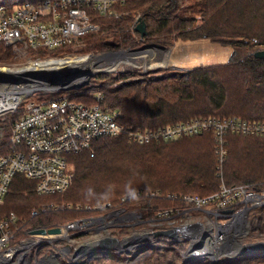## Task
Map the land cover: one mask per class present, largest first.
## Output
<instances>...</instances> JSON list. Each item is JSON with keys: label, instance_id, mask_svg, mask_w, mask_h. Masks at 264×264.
I'll list each match as a JSON object with an SVG mask.
<instances>
[{"label": "trees", "instance_id": "trees-1", "mask_svg": "<svg viewBox=\"0 0 264 264\" xmlns=\"http://www.w3.org/2000/svg\"><path fill=\"white\" fill-rule=\"evenodd\" d=\"M28 1L43 0H0V4L13 7ZM119 1L121 18L98 16L95 21L101 27L83 37L86 45L80 53L135 50L144 45L169 49L174 42L201 39L232 49L227 63L196 66L182 72L161 68L156 71L160 75L151 72L136 79L132 78L133 72H120L117 76L109 72L96 74L90 84L100 82L98 91L105 96L106 108L122 112L119 121L126 133L207 119L240 118L264 123V59L253 55L264 49V0ZM136 14L147 25L144 41L136 39L131 29ZM70 51L71 46H62L31 51L29 56L61 57ZM14 59L12 48L0 44V64L13 63ZM89 87L70 91V97L91 103L95 91ZM63 94L48 95L56 98ZM22 113L20 109L6 119L3 124L8 130ZM126 133L98 139L93 156L88 152L69 155L75 175L62 193L39 195L36 181L17 175L4 210L16 213L21 222L23 229L18 236H24L26 229L51 228L121 208L141 213L144 219L157 218L159 211L185 208V197L205 199L219 194L223 184L227 188L253 186L264 191V136L229 133L225 138L227 156L220 170L212 130L149 144L133 142ZM79 203H111V207L89 212L77 210ZM52 204L72 206L65 210L50 208L32 217L36 206ZM241 207L239 204L234 210ZM263 213L264 207L251 216L254 232L257 223L263 222ZM194 215L200 217L204 213L198 210ZM45 249L48 251V246H43L38 254ZM111 255L115 254L95 252L85 256L83 264H102L101 259ZM145 259L146 264H185L177 249L164 246L152 248ZM188 264H264V253L245 254L222 263L194 260Z\"/></svg>", "mask_w": 264, "mask_h": 264}, {"label": "built area", "instance_id": "built-area-1", "mask_svg": "<svg viewBox=\"0 0 264 264\" xmlns=\"http://www.w3.org/2000/svg\"><path fill=\"white\" fill-rule=\"evenodd\" d=\"M119 4V0H43L37 3L28 1L13 7L0 4V44L12 48L16 55V51L28 55L31 51L74 46L85 35L100 29L101 26L95 21L98 16L121 18L122 11L119 9ZM156 52L161 56L156 47L144 49L139 51L141 54L139 58L147 60ZM107 56L108 54L100 55L99 59H111ZM15 58L17 57L15 56ZM115 58L117 61L124 57L117 56ZM38 60L31 64L50 59ZM159 60L161 59L159 58ZM2 68L6 67H0V69ZM6 69L11 70L10 68ZM108 70L114 71V69ZM8 77L7 73L2 75L0 73L1 79ZM89 86L88 90L95 91L91 103H80L66 96L31 100L32 96L29 95L26 97L21 95L10 103L11 96H13L10 94H14L18 88L16 86H0V103L5 106L0 110V119L4 122L10 115L17 113L20 109L23 110L21 117L13 123L7 139H0V264H60L53 255L39 256L38 252L45 246V242L59 239L72 240L78 231H84L95 224H101L98 225L99 227L105 226L108 223L107 219L113 215V211L99 213V215L94 214L87 218L52 226L51 228H61V232L58 234H31V230L34 229H26L24 230L25 235L19 237L18 234L23 227L16 213L4 211L7 195L17 175H23L36 181V192L39 195L62 193L73 182L69 155L88 152L93 156L94 144L98 139L121 136L126 133L124 126L119 121L123 116L122 112L106 108L104 94L93 88L92 85ZM208 130H212L214 133L216 153L220 157L218 169L221 170L227 156L226 136L229 133L264 134V123L240 118L207 119L167 125L155 131L129 130L126 134L133 142L149 144L160 139L171 140L193 136ZM3 131L4 126L1 125L0 133ZM218 175L221 173L219 172ZM240 198L245 199L246 210L249 208L247 201L260 200L256 203L258 205L261 204L262 196L259 190L253 186L227 188L223 184L219 194L205 199L185 197V208L159 211L155 220L170 214L189 218L198 210L202 211L204 215L210 216V213L205 211V208L209 206L230 215L231 218L226 224L221 225L222 232H218L215 236L213 230L205 227L201 222L189 223L184 228L173 229L178 234L181 232L193 239L187 250V255L192 261L210 260L214 263L216 260L213 259H218V256L227 251L231 250L230 253L233 255L236 251L239 253L240 249L236 248L238 239H240L239 235L248 234V223L244 218L245 210L233 214L235 206L242 204ZM110 207L111 203H103L96 206L79 205L76 208L93 212ZM50 208L65 210L70 208V205L35 207L31 215L32 217L38 216L46 213ZM184 210L191 212L185 214ZM260 244H255L256 247L251 244V247L254 246L253 249L255 248L256 251ZM65 250L69 251V248ZM191 260L189 262H192Z\"/></svg>", "mask_w": 264, "mask_h": 264}, {"label": "rangeland", "instance_id": "rangeland-1", "mask_svg": "<svg viewBox=\"0 0 264 264\" xmlns=\"http://www.w3.org/2000/svg\"><path fill=\"white\" fill-rule=\"evenodd\" d=\"M140 18H141L140 14L135 15V23L131 29L136 39H139L140 41H144L145 37L142 38L140 33H138L135 30V27L139 23ZM85 45H86L85 40L82 39L79 42H77L74 46H71L70 53H68L65 56L59 57V56L48 55L46 57L38 58V59L55 60L59 58H68V57L73 59L76 57H83L88 54H101L102 55L103 53H105V52L80 53L79 50ZM150 48H155V47H153L152 45H144L140 47L139 49L137 48L135 50L126 49L128 51H126L127 53H125V55L128 56V58L124 57L122 58V60H117V61L115 60L116 59L115 57L108 59V60H100L99 57H96V58L91 57V59L87 58V59H82V60L81 59L76 60L78 63L80 61H87L83 63L81 62L80 64L76 65V69L79 75L84 70H88L90 73H95L96 75L99 72H102L108 69H114L113 73H111L113 74V76H117V74L120 72L121 73L133 72L135 73V76L132 78L136 79L145 74L147 75V73H151V72H155L152 75H156V76L160 75L161 73H158V72L156 73V71L161 68H163L164 70L177 69L180 72H182V71H186L188 68H192L196 66H206V65L217 64V63H227L230 60L231 55H232V49L229 46H223V45L214 43L208 39H201V40L189 41V42H182V41L174 42L169 47L170 49L169 51L159 49L161 56H159V53L156 52L154 56H149L147 60L140 59L139 56L141 54L139 53V51H142L144 49L148 50ZM132 51H134V55L130 57L128 52H132ZM108 52H111V51H108ZM16 53L17 55L14 52L17 58L14 59L13 63L0 64V67L10 68L11 71H16L21 67L31 66L32 65L31 62H34L36 60L39 61L38 59L30 58L29 54L26 55L20 51H16ZM159 58L161 60H159ZM6 68H2L0 69V71L1 70L8 71V69ZM81 74L85 75L83 73ZM54 76L58 78V75H54ZM93 77H91V79ZM30 78L33 79V77L31 76H24V78L23 77L15 78L12 76H9L6 79L0 78V86H13V87L27 86L25 91L21 92L19 97L21 95H25V97L29 95V96H32L31 100L34 98L36 100L37 98L41 100L44 97L54 98L48 95L53 92H60V93L64 92L65 94H63L62 96L70 97L69 93L72 90L51 91V90H48V88L47 89L38 88L34 90L33 87L37 83H35V81H32ZM89 85H92L93 88H95L96 90H99L98 88L101 87L100 82H95L91 84L89 83ZM12 90L14 91L15 88ZM16 91L14 92L15 94H17ZM11 97H15V96H11ZM4 122L2 121V119H0V124L2 123L1 125L4 126V131L0 133L2 134L0 135V139L3 138V140H6L7 137L9 136L10 129L8 130L7 126L3 124ZM241 135L257 136V137L264 136V134H261V135L241 134ZM70 168H71V171L73 173V178H74L75 172H74V168L71 165V163H70ZM259 193L262 196L261 202H260L261 204L256 205V203L259 202L260 200L256 201L254 199L251 201H247V204H248L247 207H249L250 209L245 210L246 201L244 198H240V203L243 204L242 207L238 210L233 211V214L243 212L244 210H245L244 213L247 211L248 234L244 233L242 234V236L246 237L245 238L246 242L249 244L257 245L261 243L260 247L256 248L257 249L256 254L264 253V230L263 232L261 231V227L264 229V219L262 220L263 221L262 223H257V225L255 226L256 228L255 232L254 230H252L253 227L251 223L252 214L256 210H260L262 209V207H264V191H259ZM68 205L72 206L71 204H63V205H55V206L61 207V206H68ZM79 205L82 206L83 204L79 203L77 206ZM92 206H96V204ZM210 207L211 206H209L208 208H205L206 213L209 212L210 216L203 215L200 217H196L193 213L192 217L187 218V217H184L183 215L170 214V215H167L157 220H155L156 218L144 219L142 218L141 213H138L136 211L127 212L124 208L113 210V215L109 219H107L106 222L108 223L105 226L99 227L98 225H101V224H95L93 226L88 227L84 231H81V232L78 231L77 235L75 237H72V240L59 239L53 242H45L44 244L46 245V247L48 246V251L47 249H45V251L41 252L42 254L39 256L42 257L46 254L53 255L54 257L58 259L60 264H83L84 263L83 258L87 256L85 253L88 250V247L93 246V245H89V243H92L94 241L103 240L107 237L112 236V237H118L120 239L131 238V240L130 242L127 243V245L126 244L124 246L121 245V248H119L117 251L115 250L112 252H104V253H111L115 255H111L110 257L101 259L102 264H146L145 258H147V256L149 255L153 246L154 247L164 246L165 248H169V249H177V252H179L180 254L181 261L183 263H187L191 260V258H189L190 256L187 255V250L193 239L188 238L187 235H184L181 232H179L178 235H175L174 238L157 236L155 232L173 230L175 228L180 229V228H184L186 224H189V223L196 224L198 222H201L203 223L205 227L211 228L213 230V235L215 236L218 234V232L219 233L222 232L223 228L221 225L226 224V222L231 218V216L226 215V213L221 212L220 210H218V208L215 209V207L213 208H210ZM229 210H232V209L229 208ZM188 211L189 210H184L185 214H189L191 212V211L189 212ZM97 215H99V213H97ZM249 216H250V219H249ZM156 237L160 238L161 240H157ZM253 247L254 246H252V248ZM66 248H69V251H66L65 250ZM230 251H227L221 254L220 256H218V259L215 258L213 260H216L218 263L219 262L222 263V262L229 260L231 257L234 256L232 253H230ZM242 251L243 250H241L240 252ZM31 261L33 262L34 259Z\"/></svg>", "mask_w": 264, "mask_h": 264}, {"label": "water", "instance_id": "water-1", "mask_svg": "<svg viewBox=\"0 0 264 264\" xmlns=\"http://www.w3.org/2000/svg\"><path fill=\"white\" fill-rule=\"evenodd\" d=\"M135 30L140 33L141 37L144 38L147 36V25L143 18H140L139 23L136 25ZM158 49L167 50L170 49L165 47H159V46H153ZM128 50H118V51H111V52H105L103 54H113L118 57H128L125 55ZM132 51L131 53H133ZM102 54V55H103ZM101 54H88L83 57H76L73 58L74 60H80V59H87L91 57H100ZM253 55L256 58L264 59V49L257 50L253 53ZM69 59L71 58H59L52 61H44V62H37L31 66L28 67H21L18 70H16L19 74H23L24 76H31L33 79L32 81H35L37 83L33 89L43 88V83H50L48 86V90L51 91H59V90H79L81 88H84L89 85L91 77L95 75V73H90L88 70H84L81 73L85 74L80 75L77 72L76 66H70ZM75 64L74 62H72ZM75 71V72H74ZM77 72V73H76ZM106 72L113 73L112 70H108ZM67 74V75H66ZM54 75H58V78H56ZM45 77V78H44ZM42 80V81H41ZM32 89V90H33ZM47 89V88H46ZM249 209V208H248ZM245 222L247 221V211L244 213ZM61 232L60 227H53V228H37L34 230H31V234H58ZM157 236L161 237H167V238H174L175 235H178V233L175 230H165V231H157L155 232ZM126 240L120 239L118 237H107L103 240H99L98 246L95 244L93 246L88 247V250L86 251V255H90L95 252H112L117 251L119 248H121L122 242ZM241 250L242 252H235L234 256L231 258H237L239 256L245 255V254H253L256 253L255 248L253 249L251 247V244L242 245ZM240 250V251H241ZM238 254V255H236ZM214 263H217V261H214Z\"/></svg>", "mask_w": 264, "mask_h": 264}, {"label": "bare ground", "instance_id": "bare-ground-1", "mask_svg": "<svg viewBox=\"0 0 264 264\" xmlns=\"http://www.w3.org/2000/svg\"><path fill=\"white\" fill-rule=\"evenodd\" d=\"M129 54V56L130 57H132L133 55H134V53H128ZM88 59H91V58H88ZM82 60V59H81ZM50 62V61H52V60H47L46 62ZM69 62H70V66H76V65H78V64H80L81 62L83 63V62H87V61H80L79 63L75 60L74 61V59H70L69 60ZM72 62H74L75 64L73 65V63ZM9 72V73H8ZM0 73H1V75L2 74H6L7 73V76H12V77H15V78H22V76H23V74H19L17 71H11V70H8V71H4V70H1L0 71ZM19 81V80H18ZM44 85L42 86L43 88H48V86L50 85V83H43ZM26 87L27 86H16V88H18V91H16L17 92V94H15V95H13V96H15V97H11V99H10V103H12L13 101H14V99H17V98H19V95L21 94V92H24L25 91V89H26ZM5 106L3 105V104H1L0 103V110H2L3 108H4ZM130 240H131V238H126V240H124L123 242H122V246L123 245H125V244H127L128 242H130ZM97 245L98 246V244H99V242L98 241H94V242H92V243H89V245ZM261 245V244H260ZM260 245H258V246H260Z\"/></svg>", "mask_w": 264, "mask_h": 264}, {"label": "flooded vegetation", "instance_id": "flooded-vegetation-1", "mask_svg": "<svg viewBox=\"0 0 264 264\" xmlns=\"http://www.w3.org/2000/svg\"><path fill=\"white\" fill-rule=\"evenodd\" d=\"M114 57H117V56L116 55H113V54H108V56H107V58H114ZM239 237H240V239H238V242H237L238 244H236V248L241 250L242 245L249 244V243L246 242V239H245L246 237L245 236H242L240 234ZM241 243H243V244H241Z\"/></svg>", "mask_w": 264, "mask_h": 264}]
</instances>
